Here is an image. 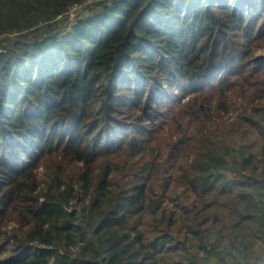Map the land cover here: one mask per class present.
Wrapping results in <instances>:
<instances>
[{
  "label": "trees",
  "instance_id": "1",
  "mask_svg": "<svg viewBox=\"0 0 264 264\" xmlns=\"http://www.w3.org/2000/svg\"><path fill=\"white\" fill-rule=\"evenodd\" d=\"M88 1L0 0V264H258L264 0Z\"/></svg>",
  "mask_w": 264,
  "mask_h": 264
},
{
  "label": "rangeland",
  "instance_id": "2",
  "mask_svg": "<svg viewBox=\"0 0 264 264\" xmlns=\"http://www.w3.org/2000/svg\"><path fill=\"white\" fill-rule=\"evenodd\" d=\"M76 7L70 11V13L66 14L62 18H60V22L58 23L57 29H60L62 32L70 30L75 23H77L78 20H80L82 17L90 16L95 11L101 8V5L96 4L95 1L91 0L90 2L82 3V6L80 5V8ZM75 14V16H73ZM46 29L45 27H42L41 32L45 33ZM19 33L14 32L11 34V37L17 36ZM33 35V34H32ZM31 35V36H32ZM8 36L0 35V48H2L4 44H6L8 41ZM257 43V42H256ZM256 46L253 49V53L255 56H264V39H262L260 42L255 44ZM258 264H264V255L259 261Z\"/></svg>",
  "mask_w": 264,
  "mask_h": 264
},
{
  "label": "built area",
  "instance_id": "3",
  "mask_svg": "<svg viewBox=\"0 0 264 264\" xmlns=\"http://www.w3.org/2000/svg\"><path fill=\"white\" fill-rule=\"evenodd\" d=\"M80 5L82 6V4H78V5L73 6L72 9H74V8H76V7H79V8H80ZM79 8H78V9H79ZM72 9H71V10H72ZM69 13H70V12H69ZM73 16H75V14H73Z\"/></svg>",
  "mask_w": 264,
  "mask_h": 264
}]
</instances>
